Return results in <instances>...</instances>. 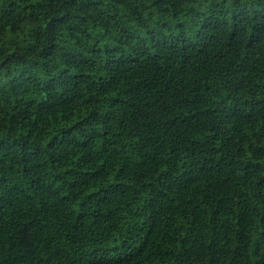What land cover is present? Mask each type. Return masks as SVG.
Instances as JSON below:
<instances>
[{
    "label": "trees",
    "instance_id": "16d2710c",
    "mask_svg": "<svg viewBox=\"0 0 264 264\" xmlns=\"http://www.w3.org/2000/svg\"><path fill=\"white\" fill-rule=\"evenodd\" d=\"M0 264H264V0H0Z\"/></svg>",
    "mask_w": 264,
    "mask_h": 264
}]
</instances>
